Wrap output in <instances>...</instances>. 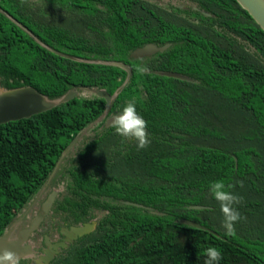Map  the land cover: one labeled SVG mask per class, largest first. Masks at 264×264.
<instances>
[{"label": "trees", "instance_id": "obj_1", "mask_svg": "<svg viewBox=\"0 0 264 264\" xmlns=\"http://www.w3.org/2000/svg\"><path fill=\"white\" fill-rule=\"evenodd\" d=\"M148 43L170 46L131 57ZM25 85L78 96L0 124V236L57 188L49 217L97 225L52 264H205L209 246L219 264H264V30L237 0H0V88ZM120 86L105 112L97 92ZM130 100L147 121L144 149L106 126ZM218 179L242 197L233 235L209 191Z\"/></svg>", "mask_w": 264, "mask_h": 264}, {"label": "water", "instance_id": "obj_2", "mask_svg": "<svg viewBox=\"0 0 264 264\" xmlns=\"http://www.w3.org/2000/svg\"><path fill=\"white\" fill-rule=\"evenodd\" d=\"M237 2L264 30V0H237ZM169 46L170 43H166L162 46L148 43L144 46L134 49L131 53V57L141 58L151 56L157 52L165 51ZM112 64L125 69L127 71V79L130 78L132 74V69L130 66L120 61H113ZM159 73L165 76H170L182 80H191L189 76L175 71H161ZM122 87L123 86H120L114 95L109 94L103 89L97 92V95L99 97H102L106 100L105 112L109 110L113 98L122 90ZM0 90L3 91V94H0V124L23 118H29L32 115L47 111L60 103L69 101L72 98L78 96V92L75 89H70L60 98L49 99L31 85H25L11 89L0 88ZM111 118L112 116L109 117L106 121L107 127L110 126ZM78 139L79 137L75 136L68 144L67 148L63 151L60 158L53 167L51 173L49 174L46 184L51 181L62 159L75 146ZM56 194L57 190H53L48 194V196L41 203L42 214H38L32 217L27 225L17 231L15 236H13L15 232V225L8 228L0 236V251H2L3 249L12 250L16 252L17 255L22 257V259L33 257L35 251L32 244L30 243V236L39 228L44 215L49 212L51 206L54 203ZM125 203L144 207L151 213L162 214V212L154 210L153 208L140 203L131 201H125ZM193 207L199 208L202 207V205H195ZM185 222L192 226L205 229V227L198 222L192 220H185ZM93 226L94 222L85 223L82 225H73L70 228L62 227L61 233L64 234V239L56 243H52L49 236L46 234L44 237L45 248L43 249V253L35 258V262L38 264H48L49 261L54 258L55 254L59 252V247H66L68 243L73 242L74 239L88 233L93 228Z\"/></svg>", "mask_w": 264, "mask_h": 264}, {"label": "clouds", "instance_id": "obj_3", "mask_svg": "<svg viewBox=\"0 0 264 264\" xmlns=\"http://www.w3.org/2000/svg\"><path fill=\"white\" fill-rule=\"evenodd\" d=\"M136 71L146 74L150 70L147 65L140 64L136 67ZM0 94H3L2 90H0ZM110 127L125 140L135 141L138 149H144L151 143L147 131V121L137 112L134 100L128 101L118 114L112 116ZM237 183L242 185L240 181ZM234 188V184H226L223 179L211 181L209 184L212 197L219 203L223 215L222 226L227 235L235 233V223L242 219L236 207L240 204L242 197L233 190ZM204 255L206 256L205 264H219L222 259L220 250L214 246L206 248ZM21 260L22 257L12 250L3 249L0 251V264H21Z\"/></svg>", "mask_w": 264, "mask_h": 264}, {"label": "flooded vegetation", "instance_id": "obj_4", "mask_svg": "<svg viewBox=\"0 0 264 264\" xmlns=\"http://www.w3.org/2000/svg\"><path fill=\"white\" fill-rule=\"evenodd\" d=\"M53 190H57V194H56V197H55V200H54V202H55L56 199H57V197H58V195H59V189H57V188H52L46 194V196L44 197V199ZM44 199H43V201H44ZM53 205H54V203H53ZM53 205L51 206L49 212L44 215L43 220L41 221L39 228L34 233H32V235L30 236V243L32 244V246L34 248V251H35L34 254H36L33 257L34 264H38V263L35 262V258L38 257L40 254L43 253V249L45 248L44 237H45L46 234L49 236L50 241L52 243H56V242L62 241L64 239V234L61 233V228L62 227L70 228L73 225H82V224H85V223H92V222H94L93 228L88 233H86V234L83 235V236H85V235L93 232L95 230V228H96V225H97L96 219H91L89 221H83V222L78 223V224L72 223V224H63V225L61 224L60 225L56 221V218L49 217ZM38 214H42L41 204H40L39 210H37L36 213L32 217H34L35 215H38ZM36 232L40 233V236L37 239H36V236H35ZM83 236H79L78 238L74 239V241L68 243V245L66 247H59L58 248L59 249V252L55 254L54 258L51 259L48 264H52L54 262V260L59 255V253L61 252L62 249L68 248L71 244L75 243L76 241L79 240V238H81ZM30 263H32V262H30V261L27 262V264H30Z\"/></svg>", "mask_w": 264, "mask_h": 264}, {"label": "rangeland", "instance_id": "obj_5", "mask_svg": "<svg viewBox=\"0 0 264 264\" xmlns=\"http://www.w3.org/2000/svg\"><path fill=\"white\" fill-rule=\"evenodd\" d=\"M226 117L227 118H232V116H230V115H228V114H226ZM49 190H51V189H49ZM46 194H47V192L45 193V194H43V196L40 198V200H37L36 199V201H35V203H33L32 205H31V209H35V208H37L40 204H41V202L43 201V199H44V197L46 196ZM39 198V197H38ZM30 213V212H29ZM30 216V215H29ZM28 216V217H29ZM31 219V217H29V218H27V217H25L24 219H22V223H27V221H29ZM26 220V221H25Z\"/></svg>", "mask_w": 264, "mask_h": 264}]
</instances>
